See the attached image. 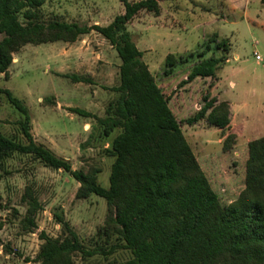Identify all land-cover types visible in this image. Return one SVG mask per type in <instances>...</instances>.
<instances>
[{"label": "rangeland", "instance_id": "rangeland-1", "mask_svg": "<svg viewBox=\"0 0 264 264\" xmlns=\"http://www.w3.org/2000/svg\"><path fill=\"white\" fill-rule=\"evenodd\" d=\"M232 1L237 5L234 12L223 4L225 0H180L170 8L164 5V17L159 19H171L168 22L156 23L154 13L142 11L129 25L133 40L142 49L143 59L156 80L162 78L165 68L161 58L156 60L155 57H162L166 49L155 47V29L169 43L171 52L180 51L177 55L203 50L208 45L212 47L208 56L214 52L220 55L221 51L215 49L216 43L211 40H229V59L218 70L221 83L216 92L233 100L242 114L249 115V128L226 146L225 137L231 131H222L205 121L193 125L186 122L204 105L205 96L212 98L216 83L213 78L196 81L194 91L191 87L187 90L186 96L192 99L191 108L185 116L177 117L224 205L235 201L245 189L248 144L264 136V6L261 0ZM174 11L178 14L173 15ZM42 12V21L46 23L64 20L88 25L98 21L105 25L124 12V5L120 0H48ZM168 14L171 15L168 17ZM173 19H180L187 29ZM215 34L219 36L215 37ZM2 37L0 35V39ZM87 45L92 53L102 51L111 64L115 63L110 43L98 32L93 31ZM70 48L71 44L63 41L21 47L13 54V63L7 74L0 73V88L11 90L29 107L31 131L38 143L68 159L74 169L89 171L92 167L99 168V182L108 188L114 161L108 147L120 130L104 136L98 117L106 116L109 103L117 97L118 93L112 88L119 84V71L112 64L110 71L105 73L101 66L105 61L93 63L94 55L89 53L88 66L76 72L71 64ZM59 51L62 53L61 66H58ZM256 53L260 59L256 58ZM72 75L86 77L90 82H74ZM105 75L108 79L104 78ZM182 77L183 74L175 83L176 88L168 89L166 94L170 101L179 92ZM219 95L214 97L219 99ZM181 97L178 93L172 102L173 107L179 100L182 102ZM72 107L89 110L92 116L73 113ZM234 114L235 125L240 128V113L236 111ZM21 119L22 114L4 93L1 94L2 132L27 143L19 123ZM223 134L226 135L224 138ZM0 174V264H40L35 259L45 242L42 233L52 238L64 235L55 212H63L88 249L102 247L109 250L112 245L123 243L116 235L108 240L102 232L108 215L107 199L96 194L86 199L77 198L80 183L63 169L45 166L30 154L14 153L0 167ZM28 189L38 199L41 208L34 216L36 226L25 228L23 220L28 215L25 196ZM131 257V250L123 247L107 255L103 252L94 256L73 255L75 264H126Z\"/></svg>", "mask_w": 264, "mask_h": 264}, {"label": "trees", "instance_id": "trees-1", "mask_svg": "<svg viewBox=\"0 0 264 264\" xmlns=\"http://www.w3.org/2000/svg\"><path fill=\"white\" fill-rule=\"evenodd\" d=\"M120 1L124 12L108 25L88 26L64 20L42 21V8L48 0H0V73L7 74L13 54L27 44L75 42L93 30L108 40L121 59L119 85L112 88L117 97L109 103L106 116L98 117L104 136L120 130L108 147L114 157L108 188L99 182V168L74 169L68 159L38 143L31 131L29 107L11 90L0 88V95L4 93L22 114L19 123L28 140L23 143L6 136L0 123V167L14 153H21L33 155L45 166L63 169L80 183L77 198L96 194L107 199L108 215L102 232L108 240L116 235L123 241L109 250L88 249L63 212H55L64 235L52 238L42 233L45 242L35 261L75 264V253L107 255L123 247L132 252L126 264H264V136L248 144L245 189L235 201L222 204L170 107L169 96L150 71L129 30L140 12L160 15L161 5L158 0ZM261 3L264 6V0ZM211 41L222 54L208 56L212 49L209 45L187 54H168L164 74L172 75L188 66L181 84L198 77H214L229 59L230 43L228 39ZM72 79L90 82L79 75H72ZM204 101L186 122L193 125L205 121L226 130L231 122L229 102L208 96ZM71 111L92 116L79 107ZM236 137L230 132L225 137L226 146ZM25 196L28 215L23 222L28 228L36 226L34 216L41 205L30 189Z\"/></svg>", "mask_w": 264, "mask_h": 264}, {"label": "crops", "instance_id": "crops-1", "mask_svg": "<svg viewBox=\"0 0 264 264\" xmlns=\"http://www.w3.org/2000/svg\"><path fill=\"white\" fill-rule=\"evenodd\" d=\"M225 1L226 2H224L223 4L224 5H228L229 10L234 12L237 9V7H236L237 5L234 4L235 3L234 1H232V0H225ZM158 2L161 5L162 11H161L160 15H156L157 16L156 17L157 19H155L156 23L158 21H159V23H161V21L168 22L171 19H159V18L164 17V15H163L164 11L163 10L165 9V6L167 8H170L174 3L178 4L180 2V0H158ZM174 14L177 15L178 11H174L173 15ZM170 15L168 14V17ZM112 20L113 19H111L105 25H108ZM219 20H222V19H219ZM173 21L180 22V25L182 26V28L183 29H187L186 26H183V24H182L180 19H173ZM77 22L79 23V21H77ZM95 24H100V22L94 21L93 23L88 24V26H92V25H95ZM100 25H103V24H100ZM93 31H91L90 33L84 35L85 37L82 39V41H80L79 39L76 40L75 42H64L63 41V43H70L71 44V48H70L71 51L69 52V54H70V58L73 60L71 64L73 65L74 70L76 72H79V69L82 70V68H84L85 66L87 67L88 64L90 63L89 55L92 53V51L90 50V46L87 45V42H88L89 38L91 37V35L93 34ZM154 33L155 34L153 36V43H154L155 47L156 48L160 47V48H165L166 49L165 53L163 54L162 57H158L157 56V57H155V59L159 60L161 58L160 60L163 62V65H164L163 68H165V60H166L167 55L168 54L177 55V53H180V51H178L177 53L171 52L169 50L170 45H169V43L167 41H165V39H163L161 37V32H159L158 29H155ZM100 36H102V35L100 34ZM102 39L105 40V38L103 36H102ZM109 46L111 48V54H112V56H113V58L115 60V63H112V64L119 71L120 64H121V59L119 58L117 51H115L116 49L111 44ZM140 50L142 51V49H140ZM185 51H188V50H185ZM95 52L93 51V53H92L94 55L93 56V58H94L93 59V63H95V62H99L100 63L101 61L103 62V60H104L105 63H102L101 66L103 67V71H105V73H108L110 71V69H111L112 64L107 60V58H105V54L102 51H99L96 54H95ZM58 55H59V59H60V62H58V66H61L62 53L59 51ZM143 57H144V53H143ZM188 68L189 67L187 66L185 68L176 69L175 72L172 75H168L167 76V75L164 74L162 76V78L157 79L160 87H162L164 89L165 93H167L168 89L176 88L175 87L176 86L175 83L177 82L178 78H180V76H182V74H183V77H182L181 80L183 81L186 78L187 72H188ZM218 70L216 71V74H215L214 77H198L195 80H193V81H191V82H189L187 84H181L182 81L179 83V92H177V94L180 93L182 95V97H181L182 98V102L179 100L178 104L174 103L175 107L172 106V102H174V98L177 97V94L175 96H173L172 100L170 101V107L172 108L173 112L175 113V115L177 117L179 115L180 116L181 115L185 116V114L190 110V108H191L190 101H192V99L190 100L186 96V93H187V90L190 89V87L192 88V91H194L193 87L196 86L195 85L196 81H199V80H202V79L208 80L210 78L215 79L216 83L213 85V93H212L211 97L214 98V96L219 95V93L216 92V90L220 87V83H221V80H220L221 77L218 75ZM150 71H151V69H150ZM75 74H78V73H75ZM104 78L108 79V75H105ZM232 84H234V82ZM118 85L119 84H116L115 86H118ZM222 97H223V95H219L218 101L219 102L220 101H228L229 104H230V111H231V114H230L231 122H230L229 127L226 129V131L227 132H229V131L235 132L237 134V137H240L249 128V119H250V117H249L248 114H244V113L242 114V112H240V109L236 106L237 104L233 100L226 99L224 97L222 98ZM57 102L59 103V101H57ZM86 111H89V110H86ZM236 111H238L240 113V117H241L240 121H239L240 128L236 127V125H235L236 123L234 122V119H233V116L235 115L234 113ZM33 125H34V123H33ZM34 127H35V125H34ZM218 129H220V128H218ZM220 130L224 131L223 129H220ZM33 136L35 137V139H37L35 134ZM224 136H226V135L223 134L222 138H224Z\"/></svg>", "mask_w": 264, "mask_h": 264}, {"label": "built area", "instance_id": "built-area-1", "mask_svg": "<svg viewBox=\"0 0 264 264\" xmlns=\"http://www.w3.org/2000/svg\"><path fill=\"white\" fill-rule=\"evenodd\" d=\"M255 55H256V58H257V59H260V56H259L257 53H256Z\"/></svg>", "mask_w": 264, "mask_h": 264}]
</instances>
